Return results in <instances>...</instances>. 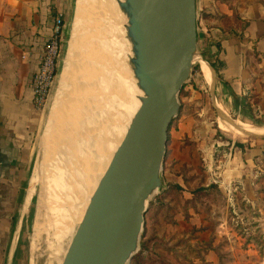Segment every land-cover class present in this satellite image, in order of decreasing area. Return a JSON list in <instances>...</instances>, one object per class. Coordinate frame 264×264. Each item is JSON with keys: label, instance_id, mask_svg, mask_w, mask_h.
<instances>
[{"label": "crops", "instance_id": "0c3cea01", "mask_svg": "<svg viewBox=\"0 0 264 264\" xmlns=\"http://www.w3.org/2000/svg\"><path fill=\"white\" fill-rule=\"evenodd\" d=\"M72 5L73 0H0V264H19L25 257L20 239L31 207L24 212V206L33 177L34 139L42 125L33 102L32 79L52 34L54 18L62 13L68 21ZM203 6L209 19L203 30L199 25V47L218 66L219 75L202 60L205 66H200L201 83L208 90L210 104L204 109L196 107L193 112L184 109L171 127L167 180L169 187H179L189 199L195 197L200 182L207 189L219 185L228 191L230 183L237 182L236 190L251 201L257 200L263 176L259 171L264 174V141L247 148L236 146L240 149L233 161L236 168L229 175L227 144L220 134L224 136L223 124L230 122L224 117L227 113L260 122L264 128V0H203ZM205 113L213 114L218 122L221 117L225 119L219 122L221 131L206 124ZM171 207L176 230L200 228L193 207H184L190 220H186L184 209H177L175 204ZM208 226L207 222L203 225ZM198 241L196 238L190 242ZM204 241L211 245L204 255L206 262L221 264L213 257L215 240L212 244Z\"/></svg>", "mask_w": 264, "mask_h": 264}, {"label": "rangeland", "instance_id": "374dc122", "mask_svg": "<svg viewBox=\"0 0 264 264\" xmlns=\"http://www.w3.org/2000/svg\"><path fill=\"white\" fill-rule=\"evenodd\" d=\"M76 4L77 3L75 0V7L77 6ZM198 4L199 25L200 30H203L207 26L205 20L209 19V17L205 12L203 0H198ZM92 7H95V5H92ZM76 12L77 7L70 21H65V27L61 34L62 47L60 52V60L63 59L65 48L68 47V49L66 50L62 67H60V61L57 64V72H59V70L61 71L58 77V84L55 85L52 91L51 100L48 105L44 109H37L41 116L42 125L39 131L36 133L34 139L35 158L31 174H34L33 171H35V168L39 165L43 154L45 153V151H47V153L51 156L52 161L48 163V171H46L45 174V176L48 175L46 177L48 182L50 181L49 179H52V175H55L58 169L56 168V160L58 157L57 154L60 155L61 153H65L64 145L66 146V143H68L69 146H72L71 141L72 139H74L73 137L75 135L76 128L78 129V127L80 126L79 123H87L88 121L92 125L95 124V127L100 126L101 118L99 119L98 113L91 112V107L93 106L97 108V105L99 108H97L98 110H100V108L101 110H105L103 106H106L107 103L108 106H110L109 103H113L112 101L116 103L119 102L120 105L123 104V94L122 92L118 93L119 89L117 88V82L114 80V76L116 74L110 70L111 64L108 63V65L106 66V63L103 62L100 57L101 41L99 36L100 33L98 30L99 24H102L101 21H99L100 19H98V16L93 15L92 18L88 19L87 23L85 24L86 26H84L85 28L83 27L84 30L82 31V35L80 36V41L72 40L71 32H73V29L75 28L73 22H75L74 19L76 17ZM98 43L99 45L97 46ZM69 54H71L72 57H69ZM69 60H73V63L70 62L73 65V68H69V72L71 71L72 74L69 77V73L67 80H65V82H69V84L65 82L61 83L65 71V63H68ZM200 66V63H198L189 82L186 84V87L182 91V95L180 98L182 105L181 112L173 121L172 126L176 125L184 109H191L193 112L196 107L204 109L207 104H210L208 90H206V86L201 83L202 72ZM65 87L67 89H65ZM109 87H111V90ZM61 88L64 93H62L61 97L63 103L61 102L62 104H58L59 106L56 109L57 119L53 127L54 135L51 139V145L47 147L49 149H44V151L42 149L44 148L43 140L45 137V128L49 123L48 121L52 115L51 112L54 106L56 93L61 90ZM114 94L115 97L113 96ZM103 96H107L108 98H103ZM110 97H112V99H109ZM83 98L86 99V101L84 100L86 104L89 100H91L89 102L90 104L88 103V106H86L88 108L87 111L91 110V118L88 117L87 120H85L87 116L84 117V114H86L84 109L85 103L82 104L81 102V99ZM95 99L97 100L95 101ZM105 99L108 102H105ZM78 101L81 103L77 104ZM102 101H104V105H102ZM78 106H82V108L84 109L83 111H81V113H83V117L78 115L80 112L79 108H77ZM98 110L93 111L97 112ZM205 115H207L206 124L212 126L213 129H219L221 131V129L219 128V122L223 118L221 117L218 122V119L214 117L213 114L205 113ZM205 115L198 116V118L202 119L203 117H205ZM113 117H116V115H114ZM224 117H226L230 122L244 121L255 128H263L261 125H259L260 122L243 119L233 114L227 113ZM94 121L97 123H94ZM222 132L224 136L220 134L223 138L221 140H225L227 144V173L230 175L236 168V165L234 166L233 164V161L236 158V151L239 152L240 150L236 147V145H241L247 148L250 147L251 143H262V141H264V137L251 136L247 138H239L236 135L226 133L224 131ZM245 148L243 150H245ZM70 161L69 163L74 164L76 160L74 158H71ZM50 165L53 167V169L56 168V171L53 170ZM169 170V164H167L166 162L163 171L164 188L161 193L156 196L155 199H153V201L151 202L153 203V206L149 208L146 216V226L144 229V238L142 239V241H150L149 247L142 253L141 246L139 253L136 255H139V259L135 261L133 259L132 264H213L212 262H206V259L204 257V255L206 256L204 250L205 247H207V242H205L204 239L210 240L211 244L212 241L215 240L214 243L216 245V249L213 252V257H215V260L217 262L221 261V264H264V174H262L261 171L259 172L263 176H260L262 180L260 181L258 198L257 200L251 201L249 200V197L242 191L236 190V186H238L237 182L230 183V186H232L230 188V191L224 188H220L219 185H213L209 189H207L205 187H202L203 182H200V187L195 188L198 190H192L194 191L195 197H193V199L186 198L180 191L181 189H176L175 186L169 187V183L167 180ZM47 172L49 174H47ZM31 185L32 181L30 184L28 195L31 190ZM42 191L43 187L41 185L35 188V192L33 195L34 198L32 197L33 202L31 205V211L29 216H26L27 226L24 229V232L21 234L20 239L23 249L21 253H23L25 257L22 256L19 264H55L51 262L52 256L50 255L52 254L50 253H52V249L48 246H50L52 241L50 235L47 233L46 224L44 223L43 218L42 227H40L41 233L36 229L35 226V220L37 219L36 213L39 206V195H41ZM169 191H171V193H169ZM172 204H175V207H177V209L178 207H180L182 208V210L187 206L189 208L193 207V211L197 215H199L198 226L200 225V228H196V226L193 230L188 232H180L176 230V222L174 221L173 216L174 210L171 207ZM28 208L29 206L27 207V211ZM184 213L186 220H190V216L186 214L185 209ZM206 222L207 225L209 224V226L205 228L203 227V225L206 224ZM223 223L225 225L222 227L221 225ZM205 231L206 233H204ZM196 238L199 239V241L192 244V242L190 241ZM201 255H203L205 260H201L197 257Z\"/></svg>", "mask_w": 264, "mask_h": 264}, {"label": "water", "instance_id": "95a60500", "mask_svg": "<svg viewBox=\"0 0 264 264\" xmlns=\"http://www.w3.org/2000/svg\"><path fill=\"white\" fill-rule=\"evenodd\" d=\"M115 1L127 20L126 38L132 51L128 65L142 93L140 107L90 199L62 264H132L141 248L151 202L164 188L169 132L181 112L182 91L199 59H204L198 0ZM75 10L73 0L68 22ZM20 234L21 229L14 239L12 259Z\"/></svg>", "mask_w": 264, "mask_h": 264}, {"label": "bare ground", "instance_id": "6f19581e", "mask_svg": "<svg viewBox=\"0 0 264 264\" xmlns=\"http://www.w3.org/2000/svg\"><path fill=\"white\" fill-rule=\"evenodd\" d=\"M92 2L96 4H93ZM76 3L77 12L74 19L75 22H73L75 28L73 29V32H71L72 40H79L80 36L82 35V31L84 30L83 27L86 26L85 24L87 23L88 19L92 18L93 15L98 16V19H100L99 21H101L102 23L98 26L101 41L100 57L101 60L106 63V66L108 65V63L111 64L110 70L116 74L114 76V80L117 82V88L119 89L118 93L122 92L123 94V104L120 105L119 102L116 103L112 101L113 103H109L110 106H108V103L106 104V106H103L105 110H101L100 108L101 111L98 110L99 108L96 104L95 105L98 109L93 106L91 107L92 111H90L92 113H98L99 119L101 118V122L98 121L100 122V126L95 127V124L92 125L88 121L87 123L78 122L80 126H77V132L75 130V135L73 137L74 139H72L71 141L72 146H69L68 143H66L65 146L63 142L65 153H61L62 157L61 154H57V156L59 157H57L56 160V168H58L57 171L55 170V167V169H53L52 164V166L50 165V167H52V169L55 170L56 173L55 175H52V179L48 178L50 180L48 182L46 178L48 175L45 176V174L46 171H48L47 165L51 161V156L44 149L48 150L49 148L47 147L51 145V139L54 135L53 127L57 119L56 109L59 106L58 104L63 103L61 100L63 93L62 88L56 93L54 106L52 109L53 113L51 112V118L49 119V123L47 124L44 132V148L42 150H44L45 153L43 152V157L39 165L35 168L31 190L28 198L26 199V207L24 206V212H26L31 198L34 195L35 188L41 185L43 187V191L41 195H39V206L37 208V219L35 218V226L36 229L41 233L40 227H42L43 218L44 223L46 224L47 233L50 235L52 241L50 246H48L52 249V253H50L52 254L50 255L52 256L51 262L55 264L63 263L70 243L85 215L90 199L97 189L101 178L105 174L114 153L123 141L127 130L135 116V113L140 107L139 98L142 96V93L136 86V81L133 78V73L128 65L129 60L132 57V51L131 46L126 38L125 26L127 20L120 12L116 1L77 0ZM92 5H95V7H92ZM98 45L99 43L97 44V46ZM69 57H72V55L69 54ZM70 62L73 63V60H69L68 63H65V71L61 83H64L65 80H67L69 73V77L72 74L71 71L69 72V68H73V65ZM199 63H201L202 67L205 66V64L202 63L201 59H199ZM65 83L69 84V82ZM109 88L111 90V87ZM65 89L67 88L65 87ZM113 96L115 97V94ZM104 97L107 96H103V98ZM112 97H110L109 99H112ZM97 99H95V101ZM81 100L82 104L85 103L84 109L86 114H84V117H87L86 119H84L87 120V118L90 117L91 112L87 111L88 108L86 106H88L87 104L91 100L88 99L89 101L87 102V104L85 102L86 99L83 98ZM81 102L78 101L77 104ZM102 102V105H104V101ZM105 102L108 101H106L105 99ZM79 106L77 107L80 110L78 115L83 117V113H81V111H83L84 109L82 108V106ZM93 110L98 111L94 112ZM114 115H116V117H113ZM94 123L97 122L94 121ZM223 126L224 130L227 133L236 135L239 138H247L255 136L256 134H264V128L258 129L240 121L232 123L226 122L223 124ZM71 158H74L76 160L74 164L69 163ZM47 174L49 173L47 172Z\"/></svg>", "mask_w": 264, "mask_h": 264}, {"label": "built area", "instance_id": "2783aa9c", "mask_svg": "<svg viewBox=\"0 0 264 264\" xmlns=\"http://www.w3.org/2000/svg\"><path fill=\"white\" fill-rule=\"evenodd\" d=\"M64 27V15L59 13L54 18L52 34L46 43L39 67L32 79L33 102L39 110L46 107L56 80L57 64L60 61L62 47L61 34Z\"/></svg>", "mask_w": 264, "mask_h": 264}, {"label": "trees", "instance_id": "16d2710c", "mask_svg": "<svg viewBox=\"0 0 264 264\" xmlns=\"http://www.w3.org/2000/svg\"><path fill=\"white\" fill-rule=\"evenodd\" d=\"M202 56H203V58L206 60V61H208L210 64H211V66L217 71V73H218V75H219V68H218V66L215 64V63H212V62H210L209 60V57H208V54L205 52V51H203L202 52ZM172 126V125H171ZM236 146H239L240 147V145H236ZM171 187V186H170ZM176 189H180L179 187H175ZM153 206V203H151V205H150V207H152ZM143 238H144V236H143ZM149 244H150V241H146V240H143L142 241V243H141V246H142V253L145 251V250H147L148 249V247H149ZM211 248V245H207V247H205V252H207L209 249ZM139 256V255H138ZM138 256H136L135 258H134V261L135 260H137V259H139V257ZM198 258H200L201 260H204V257H203V255H201V256H197Z\"/></svg>", "mask_w": 264, "mask_h": 264}]
</instances>
